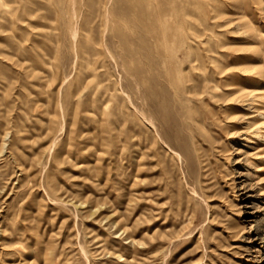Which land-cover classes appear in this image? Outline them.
I'll return each instance as SVG.
<instances>
[{
    "label": "rangeland",
    "instance_id": "1",
    "mask_svg": "<svg viewBox=\"0 0 264 264\" xmlns=\"http://www.w3.org/2000/svg\"><path fill=\"white\" fill-rule=\"evenodd\" d=\"M3 1L0 264H264V138L247 90L223 96L264 26L215 0L185 31V0Z\"/></svg>",
    "mask_w": 264,
    "mask_h": 264
},
{
    "label": "bare ground",
    "instance_id": "2",
    "mask_svg": "<svg viewBox=\"0 0 264 264\" xmlns=\"http://www.w3.org/2000/svg\"><path fill=\"white\" fill-rule=\"evenodd\" d=\"M215 1L217 2V4L213 5V9L217 12V15H224V14H229L231 16L235 15L234 16L235 18L233 17V19H239L240 28H242L243 30L245 29L246 31H251L254 36H258V34H260L262 32L264 24H262V22L260 21V18L262 19L263 15H264V13H263L264 12V6H263L264 0H215ZM7 7H8L7 3L3 0H0V13H2V12L4 13V11H8ZM178 10H180L183 13L182 15L184 17H187L188 19H186L185 21H182L181 23L180 22L177 23L176 17L178 15ZM202 10H203V3L201 1H199V2L196 1V2H194L193 5L191 3H189L187 0H185L184 3H180V5H177V3L175 1H172L169 4V7H168V10L166 13L169 15L168 17L174 18L173 22L176 24L174 30L177 31V30L183 29L182 31H185V29H190V28L194 27V24L189 19V16L191 14L197 12L198 15H200L202 17V15L203 16L205 15ZM225 24L226 23H219L218 25L223 27V26H225ZM262 34H264V33H261L260 35H262ZM75 35H77V34H75ZM254 39H256V38H254ZM263 43H264V41H263ZM191 49H192V47H191ZM263 51H264V49H263ZM263 51L261 52L262 54H264ZM258 55H260V54H258ZM258 55H257V57H259ZM188 56H189V62H193L194 60L196 61V57H195L196 54L194 51H193V53L191 52ZM261 62H263L261 65L262 67L258 66V64ZM251 63H254L256 66L260 67L258 71L255 70L257 72L256 76L248 77L247 81H245V82L243 81L244 82L243 84H241L240 82L228 83L226 93H224L223 96H224V98H227L229 96V94H233V93L235 94L236 92L247 90L248 94L252 96V100H251L252 104H253L252 108L254 109L253 111L255 112V115L254 116L252 115L253 116L252 124L253 125L256 124L255 126H257L259 124L258 131L261 133L260 135H262L264 138V59H263V61H262V59L260 61L253 59L251 61ZM254 64H252V65H254ZM256 66H253V67L258 69V67H256ZM251 73L253 74V72H251ZM216 87H215V85L210 84V80L205 79V81L203 82V89L195 90V95L206 94L207 98H203L204 99L203 101H205L206 103L210 102V101L212 102L215 100L217 101L218 99H220V96H222V95H219L215 91ZM185 88H186V92H190V88H188V87H185ZM98 91H99V89L95 87L94 94H96ZM249 95H248V97H249ZM246 96L243 95L244 98ZM244 100L241 103H244ZM251 101H250V103H251ZM246 102H248V101H246ZM235 106H237V105H235ZM227 108H231V107H227ZM53 113H52V117L49 118V119H52V121H54L53 116L55 115V113H54V115H53ZM210 118H211L212 122L215 124L216 120L212 117H210ZM259 120H262L261 123H259L260 122ZM16 131H17L16 132L17 134H15V138L12 139L11 143L16 144L19 148L20 147H22V148L29 147L30 143H27V139H29V136H30L29 132L28 133H25V132L22 133L18 130H16ZM49 134H51V132H49ZM69 135H71V134L69 133ZM262 142L264 143V140ZM21 170H22V168H21ZM258 170H264V167H261ZM50 256H51V254H50ZM120 258H121L120 260L123 262H125L127 260V258H125L124 256H120Z\"/></svg>",
    "mask_w": 264,
    "mask_h": 264
}]
</instances>
